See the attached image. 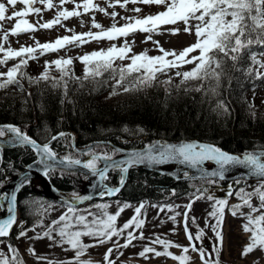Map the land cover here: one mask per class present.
<instances>
[{
	"label": "snow or ice",
	"instance_id": "snow-or-ice-1",
	"mask_svg": "<svg viewBox=\"0 0 264 264\" xmlns=\"http://www.w3.org/2000/svg\"><path fill=\"white\" fill-rule=\"evenodd\" d=\"M37 3L42 4L44 10L58 9L55 17L44 23L35 25L29 23L24 17L30 14H41V8L34 7ZM67 3L74 4L73 10L69 11L64 8ZM105 3L110 8L118 5L126 9L129 3H140L163 6L164 10L144 17L121 16L120 19L125 23L117 26L118 13L116 11L108 13L94 0H82V3H77L76 0H59L58 5L54 4L53 0H6V2L0 0V33H2L0 53L3 54L0 58V66L6 65L9 60L19 58L18 62L6 72H0V90L16 86L23 91L20 83L21 79L26 76L23 69L27 67L29 60L38 58L37 53L43 56L69 45L79 47L93 40L111 41L119 37L126 38L136 32L146 33L144 42L151 41L161 54L149 56L146 50L139 54L129 55L132 47L125 39L119 47L113 44L107 49L76 57L75 59L84 65L82 77H76L71 71L74 58L61 57L51 62L45 61L43 72L37 77H29V82L50 81L53 88L62 87L64 95L67 96L69 80H75L81 86H84L85 81L93 84L105 83L106 81H101L100 77L105 73H110L111 79L115 81L112 84L110 96L120 94L118 89H122L123 93L138 92L153 87L154 84L165 85V91L168 92L167 86L172 84L173 77L169 76L163 81H160L158 77L160 74L167 75L175 70V77L180 78V83L175 85L177 89L184 86V92L200 93L202 102L210 105V111L222 115L230 113L227 102L220 98L225 80L231 84L234 79H237V73L253 81L264 80V0H123L122 3L121 0H105ZM18 4L23 6L21 10H16ZM10 8L12 11L9 13ZM81 8L83 12L79 11ZM90 11H98L105 16H110L114 21L113 24L110 28L104 29L95 21L93 15L90 30L85 33H75L62 23L64 20L79 17ZM130 11L138 14L142 9L136 7ZM5 21H15V23L10 29L4 30ZM193 21H195L194 24ZM178 23L184 25L182 29L184 33L192 34L194 29L195 43L177 51L175 49L166 50L159 41L153 40V35L162 34L161 26ZM55 25L65 27V30L71 32L72 35L58 37L52 42L43 44L36 41L34 46L22 45L19 49H13L10 46L5 48L10 36H18L39 29L47 30ZM91 29L98 31L93 32ZM167 31L171 35H176L181 29L176 27L167 29ZM193 53L198 54L193 55ZM117 60H127L129 63H122L117 67L114 66ZM53 65L60 74L59 78L50 75L49 70ZM185 65H193V67L190 70L181 71L180 69ZM189 82L197 83L189 87ZM28 95L30 96L31 93ZM249 107L251 108L252 105ZM252 114L255 115V113ZM28 128L29 125L22 128L13 123H0V148L5 145L13 149L20 148L34 156L32 164L27 166L28 171L25 172L24 177L11 189L6 187L3 180H0V217H2L0 218V245H5V238H11L13 235L17 240L47 238L51 242L48 245L50 248L60 247L65 252L74 253L68 259H50L48 255H37L35 249L29 246L26 252L35 258L36 264H93L90 259L82 257L88 254V249L110 241L112 246L107 248L103 254V264H116L119 256L123 255L121 249L134 246L135 240L146 239L143 231L137 235L136 230H141L145 225V219L141 217L147 202H140L139 206L134 208L133 216L118 227L117 220L121 213L132 205L128 202L121 204L117 201L118 207L114 214L108 212L110 205L106 202L81 209L77 205L93 197L74 192L70 199L64 201L63 206L66 210L56 219L45 225L44 217L54 209V206L40 205L41 210L34 213L39 218L33 222L32 227H25L22 213L25 210L32 211V206L39 203V201H22L18 197V194L32 183L31 174L38 172L46 179H50L54 172L82 174L86 180L90 181L92 188L98 189L96 195L103 200L105 197H114L121 192L127 183V174L130 170L166 164H175L181 168V174L175 177L177 180L181 178L199 179L202 185L217 187L220 182L229 178L228 174L233 169L239 168L244 171L238 173L239 178L231 177L232 182L227 184L223 198L213 195L209 187L190 185L194 191L190 194L186 193L189 200L183 206V213L176 211L181 207L180 205L152 204V207L159 209L157 215L165 211L173 213L167 218L174 226L177 223V217L183 216V230L188 246L156 236L149 242V245H159L163 250L158 251L154 246L146 245L138 253L140 258L148 259V254L151 253L155 258L167 257L178 261V264H190L191 258L187 254L191 251L199 255L200 264H220L219 253L223 243L222 227L226 208L233 217H238L243 221L241 229L243 233L248 234V241L243 247L241 256H247L256 249L264 251V150L233 154L217 143L193 140L177 143L154 141L144 145L140 150L132 151L117 147L109 148L108 145L97 143L87 146V150L81 152L76 148L74 138L70 139L63 131L53 133L49 128L44 127L39 133L43 137L41 141L36 136L30 135ZM125 131L129 130L125 129ZM143 131V129H136L131 134L143 133ZM61 139L67 140L70 146V151L66 154L58 153L52 146L54 142L59 143ZM117 156L121 158L117 159ZM80 157H87V159ZM3 162V156L0 155V164ZM208 165L214 167L209 168ZM77 169L83 171L77 172ZM114 171L120 174L117 185L109 187L108 182L111 180L109 174ZM251 178H254L255 182L248 184ZM249 187L250 191L247 190ZM169 195L177 196L175 188L171 189ZM233 196L239 200V203L229 207L228 198ZM205 199L210 202L211 210L207 212L204 228H210L215 236L210 251L203 246L204 228L197 225L194 235L189 228V220L192 225H196V217L190 216L193 205ZM253 200L257 203L253 204ZM92 208L97 209L98 212H93ZM245 208L248 209L247 212L243 211ZM210 221L213 222L210 223ZM36 228L43 230L35 236H27L29 231L35 232ZM129 229L133 230L129 231ZM83 237H88L93 242L84 243ZM113 237L117 239L113 240ZM120 238H123V243H120ZM5 246L6 252L0 249V264H25L17 247L11 243ZM173 247L181 249V254L174 255L170 252L169 249ZM114 252L118 253L116 259H112Z\"/></svg>",
	"mask_w": 264,
	"mask_h": 264
},
{
	"label": "trees",
	"instance_id": "trees-1",
	"mask_svg": "<svg viewBox=\"0 0 264 264\" xmlns=\"http://www.w3.org/2000/svg\"><path fill=\"white\" fill-rule=\"evenodd\" d=\"M23 71L26 76L20 83L27 87L26 91L14 93L0 90V123H13L22 128L29 125V134L40 140L43 139L39 135L40 130L47 127L53 133L72 132L77 148H84L96 141H109L123 148L141 147L157 138L209 141L231 153L264 146V113L256 110L249 95L253 84L264 80L253 81L239 73L231 84L225 80L220 98L227 102L230 113L218 115L210 111L208 103L202 102L200 93L184 92V86L177 89L175 85L180 83V78L175 76L172 84L167 86L168 92L165 85L154 84L138 92L123 93L122 89L117 90L120 94L115 95L116 98H109L113 81L110 73L100 77L105 83L85 81L81 86L75 80H69L65 96L63 88H53L50 81L24 83V80L29 81V77L40 74L35 70ZM59 75L52 77L59 78ZM158 79L167 80L164 74H160ZM195 83L189 82L188 86ZM136 129L144 131L131 134ZM64 143L70 148L67 140L64 139ZM1 155L4 162L0 165L6 168L5 176L18 172L34 159L33 155L20 148L4 150ZM110 177L108 184L116 185L119 172L114 171ZM84 179L83 175L77 174H73L72 179L52 174L50 177L58 190L68 194L78 193ZM30 187H25L18 194L20 200L30 201L35 197L44 200L39 192L32 193ZM188 187L189 181L173 182L166 175L135 168L130 170L119 199L126 202L144 199L154 203L165 202L184 194ZM173 188L177 196L169 195ZM22 218L25 227H32L36 220L29 210L22 213ZM9 242H12V238Z\"/></svg>",
	"mask_w": 264,
	"mask_h": 264
},
{
	"label": "rangeland",
	"instance_id": "rangeland-1",
	"mask_svg": "<svg viewBox=\"0 0 264 264\" xmlns=\"http://www.w3.org/2000/svg\"><path fill=\"white\" fill-rule=\"evenodd\" d=\"M6 2V0H5ZM77 3H82V0H76ZM94 2L98 3L100 7H104L108 13H111L112 11H116L118 13L116 17L117 26H121L125 23L124 20L120 19L121 16H140L144 17L149 14H157L160 11H163V6H157V5H145V4H132L129 3L126 6V9L120 8L118 5H116L114 8L107 7V4L105 3V0H94ZM123 0H121V3ZM54 4H59V0H53ZM22 5L18 4L16 10H21ZM34 7L41 8V14H30L27 17H24V19L28 20L29 23L37 24V23H44L49 20H52L58 9L54 8L51 10H44V6L40 3H37L34 5ZM139 7L142 9L140 13H135L130 11V9ZM64 8L71 11L74 8V4L67 3L64 5ZM12 11V9H9V13ZM79 11L83 12V9H79ZM95 17V21L102 25L104 29H108L113 24V20L110 16H105L103 13H100L98 11L96 12H89L87 14H83L79 17H72L68 20L62 21V23L66 26V28L72 29L75 33H85L88 32L91 28V22L92 17ZM15 23V21H5L4 22V30H8L12 27V25ZM195 21H193V24ZM180 28L181 31L176 35H171L167 29L171 28ZM184 25L182 23H178L177 25H165L161 26V33L160 35H153V40H157L160 42L161 46L166 50H172L175 49L177 51L182 50L184 47L190 46L191 44L195 43L196 37L194 35V29L193 33H184L182 31ZM93 32L98 31L97 29H91ZM2 35V33H0ZM70 36L72 35L71 32H68L65 30V27H61L60 25H55L51 29H39L34 32H26L22 33L18 36H10L8 42L5 44V48L12 47L13 49H19L22 45L23 46H34L36 41H39L41 44L46 42H52L58 37L63 36ZM146 33L136 32L134 34L129 35L128 37H119L114 40H100V41H90L88 43L82 44L81 46L77 47L74 45H69L65 48L60 49L57 52H50L46 53L43 56H40L39 53H37V59L30 60V64L27 65L26 68L34 69L37 71V74H41L44 70V63L45 61H53L57 58L61 57H71L75 59L76 57L85 55L87 53H91L93 51H99L101 49H107L111 47L113 44H115L117 47L121 46L125 39L131 44L132 52L129 53V55L132 54H139L143 51L147 50V53L149 56H156L160 55L161 53L157 50L156 46L151 42L145 43V37ZM198 53H193V55H196ZM3 54L0 53V58H2ZM19 58L16 60H9L6 65L0 66V72H6L8 68L14 66L18 62ZM80 61H77L74 63L71 67V70L78 69L81 70L80 67ZM127 64L129 61H116L115 64L118 66L120 64ZM54 65L50 68V75H56V69H54ZM193 65H185L181 71L189 70L192 68ZM25 69V68H24ZM175 70L170 71L167 75H165L166 79L169 78V76L174 75ZM163 76V75H162ZM115 83V82H114ZM257 88L253 89V95L250 93V97L252 99L253 105L256 107V110H259L261 113H264V81H260L258 83ZM26 89V88H24ZM251 89V90H252ZM11 91V90H10ZM108 98L107 96H105ZM109 98H116V96H109ZM108 98V99H109ZM250 99V98H249ZM81 159H85V157H80ZM250 184V183H248ZM245 186V185H241ZM247 190H251L249 187ZM189 198H180L177 199L170 204L174 205H180L181 207L176 209V211L183 213L184 211V205L188 203ZM118 201V200H117ZM117 201H104L101 200L98 203H108L110 207L108 208L109 213H115L117 211ZM121 204L124 202L119 201ZM239 203V200L235 198V196L228 199L229 207L231 205ZM257 201L253 200V204H256ZM53 205L54 209L50 211L43 220V223L45 225L49 224L53 219H56L63 211H65V207L62 205L54 204V203H46L41 202L37 204L38 212L41 210L40 205ZM91 204V205H95ZM140 204V203H139ZM139 204H133L132 207H129L125 209L120 217L117 220V226L120 227L125 223L128 219H130L134 214V208L136 206H139ZM89 205V206H91ZM88 206V207H89ZM84 207V208H88ZM81 208V209H84ZM93 212H98L97 209L92 208ZM210 202H208L206 199L197 201L193 205V211L190 213V216L196 217V225L194 226V231L192 232V226L189 225L190 231L193 233V235L196 232V226L198 225L200 228H204L205 219L207 216V212L210 211ZM159 209L154 208L151 205L147 204L146 208L142 210V217L145 219V225L141 230H136V234L139 235L140 231H143L144 236L146 237L145 240H135L133 242L134 246H130L127 249H121L120 251L123 253V255L119 256V259L116 260V264H178V261H174L171 258L167 257H159L155 258L152 256V254H148L149 258L144 259L140 258L138 256V253L143 249L144 246H154L156 250L162 251V247L159 245H149V242L154 239L156 236H160L163 239H167L169 241H172L176 244L182 245V246H188V240L185 237V233L183 230V224H182V215L177 217V223L175 226L173 225L172 221L168 220V216L172 215L173 213L168 212H160L159 215H157ZM243 211L247 212L248 209L245 208ZM163 221V223H161ZM191 222V220H190ZM213 221H210V223ZM243 221L238 217H233L230 212L228 211V208L225 209V215H224V223L222 227V236H223V243L222 247L220 249L219 253V261L220 264H264V251H261L260 249L254 250L252 253L248 254L247 256H241V252L243 250V247L246 245L248 241V234L243 233L241 229V224ZM173 228L175 229L173 231ZM43 229L36 228L35 232L29 231L27 233V236H35L37 233L41 232ZM133 229H129V231H132ZM205 235L203 237V246L205 247V244L208 245L205 247L209 251L211 250L213 243L215 241V236L212 233L210 228H204ZM126 234V233H125ZM117 239L116 237H113V240ZM84 243H92L93 241L88 237L82 238ZM123 238H120V243H123ZM8 242H5V245ZM51 242L47 240V238L42 240H28L26 238H22L21 240H14V244H12L14 247H17L19 249V253L21 257L23 258L25 264H36L35 258L28 255L26 252V249L29 246H32L37 255H48L49 258H55L58 260L68 259L74 255L73 252H65L60 247H49L48 245ZM0 245V249L4 250L6 252V246ZM112 246V242L110 241L107 244L100 245L95 248L88 249V254L83 259H90L93 264H103V254L107 250V248ZM67 247V246H65ZM170 252H172L174 255H180L181 249L178 248H170ZM118 253L114 252L112 255V259H116V256ZM187 255H189L190 264H200L199 255L197 253L189 252ZM214 255V254H213Z\"/></svg>",
	"mask_w": 264,
	"mask_h": 264
},
{
	"label": "water",
	"instance_id": "water-1",
	"mask_svg": "<svg viewBox=\"0 0 264 264\" xmlns=\"http://www.w3.org/2000/svg\"><path fill=\"white\" fill-rule=\"evenodd\" d=\"M156 141H167V142L177 143V142H180V141H193V140H180V141L174 142V141H171V140L158 139ZM140 149H142V148L129 149V150H126V151L140 150ZM260 150H264V149L253 150V151H260ZM116 158L119 159L121 157L118 156ZM163 167L164 166L162 165V166H158V167H146V166H144V167H139V168H142V169L150 171V172L162 173V174L168 175L170 178H172L174 180H177L175 177L178 174L181 173V168L179 166L175 165V169L172 170V171H166V170L163 169ZM209 168H212V167H209ZM26 171H28V167H26L23 172H21L19 175L15 176L8 184H6V187L11 189L14 186L15 183H19V180L24 177V174H25ZM76 171L77 172H82L83 170L77 169ZM242 171H244V170L243 169H239V168L233 169L231 171V173L228 174L229 178L226 179L225 181H232L231 177H233V176H235L236 178H239L238 173H240ZM190 174H192V173H190ZM127 177H128V174H127ZM30 179H31V181L33 179H40V181L42 183V187H43V190L41 191V193L45 197H47V198H49V199H51V200H53L55 202L63 204L65 200H68V199L71 198V195L63 194V193L59 192L57 189H55L52 186V184L49 182V180L46 179L43 175H40L38 172H34V174H31L30 175ZM92 179H94V178H92ZM251 179L254 180V178H251ZM97 191H98V189L92 188L90 186V181L87 180V183L85 185L84 191H83V193L81 195H92L93 198L88 200V201H85L83 204L77 205V207H81V206L87 205L91 201L99 199L100 197L98 195H96ZM106 198H109V197H106ZM110 198H112V197H110Z\"/></svg>",
	"mask_w": 264,
	"mask_h": 264
},
{
	"label": "bare ground",
	"instance_id": "bare-ground-1",
	"mask_svg": "<svg viewBox=\"0 0 264 264\" xmlns=\"http://www.w3.org/2000/svg\"><path fill=\"white\" fill-rule=\"evenodd\" d=\"M33 77H36V75L35 76H33ZM26 82H29V81H27V80H24V83H26ZM30 83V82H29ZM259 85L257 84V83H255V84H253V89L254 88H257ZM24 88H26V89H24ZM8 90H11L12 92H14V93H18V92H20L19 91V89L16 87V86H9L8 88H7ZM253 89L251 90V94L253 93ZM27 90V87L26 86H23V91L22 92H24V91H26ZM246 95V94H245ZM28 132L30 133V131H29V128H28ZM67 135H68V132H65ZM69 137H71L70 135H68ZM71 138H74V137H71ZM75 139H76V137L74 138V141H75ZM43 140V139H42ZM41 140V141H42ZM193 140H195V141H199V142H209V141H202V140H197V139H193ZM97 143H103V144H105V145H107L108 143H109V141H96L93 145H95V144H97ZM54 148H55V150L58 152V153H60V154H66V153H68L69 151H70V148L68 147V145H66L65 143H64V139H61L60 141H59V143H53V145H52ZM8 149H13V148H11L10 146H7V145H5V146H3L2 148H0V155L2 154V152L4 151V150H8ZM259 149H264V148H262V147H258V148H254V149H247V150H259ZM22 150V149H21ZM244 151H246V150H244ZM231 153V152H230ZM30 164H32V162L31 163H29V164H26L25 166H23L18 172H16V173H14V172H10L9 173V175L10 176H5V173H6V168H3V166H1L0 165V169H2L1 171H0V173H2V177L0 176V180H3L4 182H5V185L6 184H8L15 176H17V175H19L21 172H23L24 171V169L28 166V165H30ZM14 173V174H13ZM113 172H111L109 175H111ZM8 174V173H7ZM13 174V175H12ZM52 176H56V177H59V178H61V177H69V178H73V174H69L68 172H64L63 174H61L60 172H54V173H52ZM7 177V179H5ZM137 179V178H136ZM49 180V182L51 183V180L50 179H48ZM52 184V183H51ZM31 186H32V188L30 187V189L32 190V193H34L36 190H43V187H42V183H41V181H40V179H33L32 180V183L30 184ZM85 180H83V183H82V187H81V189H80V191L78 192L80 195L83 193V191H84V188H85ZM189 185H195V186H204V187H208V185H202V182L201 181H199V180H195V179H191V180H189ZM52 186L55 188V189H57L58 190V188L57 187H55L53 184H52ZM60 191V190H59ZM62 192V191H61ZM121 193V192H120ZM119 193V194H120ZM30 201H39V203H41V202H44V201H42L41 199H39L38 197H35V198H32ZM38 203V204H39ZM84 207H88V204L87 205H84ZM30 213H38V207H37V204H35V205H33L32 206V211H30ZM35 216V219H38V216L37 215H34ZM18 219H19V217H18Z\"/></svg>",
	"mask_w": 264,
	"mask_h": 264
},
{
	"label": "flooded vegetation",
	"instance_id": "flooded-vegetation-1",
	"mask_svg": "<svg viewBox=\"0 0 264 264\" xmlns=\"http://www.w3.org/2000/svg\"><path fill=\"white\" fill-rule=\"evenodd\" d=\"M227 184H228L227 182H220L219 187H217V186H213V188H214L215 190L220 191V192H224V190L227 189ZM205 246H208V245L205 244Z\"/></svg>",
	"mask_w": 264,
	"mask_h": 264
}]
</instances>
